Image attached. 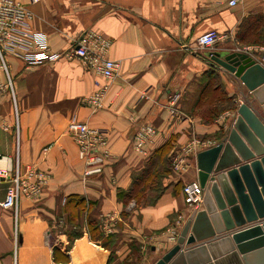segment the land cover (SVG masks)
Wrapping results in <instances>:
<instances>
[{
    "label": "crops",
    "instance_id": "crops-1",
    "mask_svg": "<svg viewBox=\"0 0 264 264\" xmlns=\"http://www.w3.org/2000/svg\"><path fill=\"white\" fill-rule=\"evenodd\" d=\"M17 1L32 12L33 30L47 36L52 50L66 49L93 28L112 40L109 57L120 60L121 67L107 80L79 58L29 66L7 53L19 122L3 88L0 169L8 176H0V202L18 160L23 173L35 169L47 186L38 196L22 197L17 210L0 204V264H113L112 249L90 238L85 218L69 247L70 260H54L55 246L66 249L69 242L67 236L57 241L51 219L68 216L73 195L93 204L89 214L99 218L104 232L118 233L120 242L134 238L142 246L149 243L155 262L176 244L169 230L175 228L179 235L205 208L203 200L195 206L185 200L184 185L198 182L193 154L221 140L243 95L260 109L235 73L213 68L202 58L210 49L200 47L197 39L217 30L221 39L211 49L250 52L264 64V0L236 6L228 0ZM6 81L0 62V82ZM105 84L109 87L102 107L86 101ZM73 118L105 133L111 156L102 173L84 176L86 164L68 131ZM144 123L157 129L152 151L170 144L173 166L154 203H126L134 174L152 155L145 157L133 148L135 132ZM202 141L206 147L198 143ZM181 157L189 163L184 171L174 166Z\"/></svg>",
    "mask_w": 264,
    "mask_h": 264
},
{
    "label": "water",
    "instance_id": "water-1",
    "mask_svg": "<svg viewBox=\"0 0 264 264\" xmlns=\"http://www.w3.org/2000/svg\"><path fill=\"white\" fill-rule=\"evenodd\" d=\"M202 58L235 73L260 109L243 95L221 140L193 154L205 208L153 264H264V64L240 50Z\"/></svg>",
    "mask_w": 264,
    "mask_h": 264
},
{
    "label": "built area",
    "instance_id": "built-area-1",
    "mask_svg": "<svg viewBox=\"0 0 264 264\" xmlns=\"http://www.w3.org/2000/svg\"><path fill=\"white\" fill-rule=\"evenodd\" d=\"M33 2L38 0H32ZM244 0H228L230 6H236ZM33 14L23 4L17 0H0V62L6 73V83L0 82V94L3 88L8 89V93L13 101L17 123L18 106L15 89L10 77L7 53L14 54L25 60L29 66L54 62L60 58H79L85 65L104 76L107 80L118 75L121 61L109 57L112 40L90 28L84 31L78 38L74 39L69 46L62 51L52 50L48 44L47 36L42 32L33 30ZM221 39V34L217 30H209L202 33L197 43L200 47L211 49ZM108 84L101 86L92 94L86 97V101L95 107L103 106V98ZM177 96H175V99ZM68 131L74 137L78 146V156L86 164L84 176L87 178L103 172L104 166L110 158L108 140L102 129L91 127L88 123L73 118L68 124ZM157 135L156 127L151 123L140 125L133 137V148L136 152L149 157L152 152L151 145ZM205 145V141L198 142ZM19 147V143H17ZM192 151V147L188 152ZM174 166L180 171L189 167L186 158L181 157L175 160ZM0 176L7 177L8 172L0 169ZM11 183L7 188L6 197L0 202L6 209H16L22 197L38 196L47 186L46 178L41 176L35 169L28 168L25 173L19 160L16 162L14 172L11 175ZM34 178H38L34 181ZM185 200L190 205H196L203 200V189L199 182L193 181L184 185ZM170 237L176 241L178 231L172 228Z\"/></svg>",
    "mask_w": 264,
    "mask_h": 264
},
{
    "label": "trees",
    "instance_id": "trees-1",
    "mask_svg": "<svg viewBox=\"0 0 264 264\" xmlns=\"http://www.w3.org/2000/svg\"><path fill=\"white\" fill-rule=\"evenodd\" d=\"M225 98V97H223ZM220 97V99H223ZM170 150V144L164 145L157 150H153L151 152V158L149 159L146 166L140 171L134 174V182L132 183L130 189L126 193L125 201L126 203L130 202L131 200H136L143 204H151L154 203L161 191V178L165 174H168L171 170V156L168 154ZM147 194L145 195V192ZM158 191V192H157ZM146 198L145 201L142 199ZM142 200V201H141ZM93 207L91 202H88L86 198L80 195H73L68 199V208L70 211V221L74 222L77 219V212L88 210L90 211ZM102 230V223L99 220L95 222L94 220H90L88 222V231L90 238L92 240H96L101 242V244L109 248V241L102 239V234L100 233ZM104 231V230H103ZM73 236L68 237L70 242L66 245V249L59 247L56 245L53 251V258L56 262H68L70 260V256L68 254L69 247L71 246V242L74 237L80 235L81 232L78 230L72 231ZM110 236V235H109ZM110 249V248H109ZM113 261V252H112V259L110 262Z\"/></svg>",
    "mask_w": 264,
    "mask_h": 264
},
{
    "label": "rangeland",
    "instance_id": "rangeland-1",
    "mask_svg": "<svg viewBox=\"0 0 264 264\" xmlns=\"http://www.w3.org/2000/svg\"><path fill=\"white\" fill-rule=\"evenodd\" d=\"M17 125V123H16ZM173 163V159H171ZM173 165H171L172 167ZM171 171V170H170ZM164 177H167V174L161 178V188L164 184ZM146 191L145 195L147 194ZM158 192V191H157ZM143 201L146 198L142 199ZM141 200V201H142ZM83 218L87 219V221L94 220L95 222L99 221L98 217L92 216L89 214V210L77 212V219L72 222L70 221V214L63 218L61 215H56L52 217L51 222L55 225L54 230L56 232V239L60 241L64 236L67 238L72 237V231L81 230ZM102 234V242L103 240L109 241V248L112 249L113 252V264H153L154 263V252L149 243H144L143 246L139 240L134 238H126L122 242H120L118 233H106L103 229L100 232ZM110 235V236H109ZM68 242H70L68 238ZM120 242V243H119ZM101 243V242H99ZM69 244V243H67Z\"/></svg>",
    "mask_w": 264,
    "mask_h": 264
}]
</instances>
